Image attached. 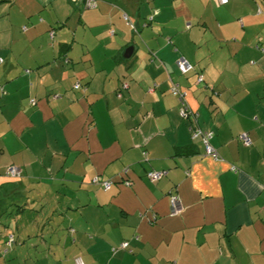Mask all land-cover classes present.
<instances>
[{"label": "crops", "instance_id": "obj_1", "mask_svg": "<svg viewBox=\"0 0 264 264\" xmlns=\"http://www.w3.org/2000/svg\"><path fill=\"white\" fill-rule=\"evenodd\" d=\"M95 2L0 0V264H264V0Z\"/></svg>", "mask_w": 264, "mask_h": 264}, {"label": "built area", "instance_id": "obj_2", "mask_svg": "<svg viewBox=\"0 0 264 264\" xmlns=\"http://www.w3.org/2000/svg\"><path fill=\"white\" fill-rule=\"evenodd\" d=\"M71 1H75V0H71ZM220 4H226L227 0H218ZM83 7L84 8H88V9H92L96 7V2L95 0H83ZM50 36H52V32L49 33ZM0 63H1V59H0ZM179 70L182 73L187 72L188 70L191 69V66L183 59H180L177 63ZM124 87H126L124 85ZM74 90H79L81 89V86L79 85V83H75L73 86ZM171 94L176 97L178 99V102L180 104V115L182 118L184 119H189L191 118V114L188 110V107L184 101L183 98V93L179 92L177 90L176 87H173L171 89ZM117 97L119 98L120 95L118 94ZM57 96L53 95V99H56ZM30 104L34 105L35 101L31 100ZM194 125L192 124V126L190 127V132H191V138L192 140L197 139V138H201L203 144H204V153L206 156L208 157H212V158H216V154L213 150V148L211 147V145L209 144V139L211 138V133H202L200 130L195 129V127H193ZM238 141L240 143H242L245 146L250 145L251 141L250 138L248 137V135L246 133H242L240 135H238L237 137ZM166 171H147L145 173V177L148 181L150 182H157L159 181L164 175H165ZM6 174L9 177L15 178V177H19V168L16 166H10L7 168L6 170ZM113 181L111 179H107V180H100L98 178H94L92 180V184H99L101 186V188L104 191L109 190L112 185H113ZM126 184H129V182H127ZM170 206H171V213L172 214H176L180 211V204L178 202V199L174 196H171L170 199ZM13 240L11 237H9L8 243H11ZM128 246L127 242H123L119 245L120 249H126V247ZM115 249H113L114 251ZM73 264H84L83 260L81 259V257H75L73 260Z\"/></svg>", "mask_w": 264, "mask_h": 264}, {"label": "water", "instance_id": "obj_3", "mask_svg": "<svg viewBox=\"0 0 264 264\" xmlns=\"http://www.w3.org/2000/svg\"><path fill=\"white\" fill-rule=\"evenodd\" d=\"M132 52H133V47H128L123 53V58L124 59L130 58V56L132 55Z\"/></svg>", "mask_w": 264, "mask_h": 264}, {"label": "trees", "instance_id": "obj_4", "mask_svg": "<svg viewBox=\"0 0 264 264\" xmlns=\"http://www.w3.org/2000/svg\"><path fill=\"white\" fill-rule=\"evenodd\" d=\"M199 77V76H198ZM78 83V82H77ZM74 86V85H73ZM81 86V85H80ZM1 89V88H0ZM55 95V94H54ZM192 126V124H190V127ZM12 239H13V237L12 236H10ZM8 240H9V238H8ZM7 243H8V241H7ZM11 243H8V245H10Z\"/></svg>", "mask_w": 264, "mask_h": 264}, {"label": "rangeland", "instance_id": "obj_5", "mask_svg": "<svg viewBox=\"0 0 264 264\" xmlns=\"http://www.w3.org/2000/svg\"><path fill=\"white\" fill-rule=\"evenodd\" d=\"M51 99H53V94L50 96ZM36 102V101H35Z\"/></svg>", "mask_w": 264, "mask_h": 264}]
</instances>
